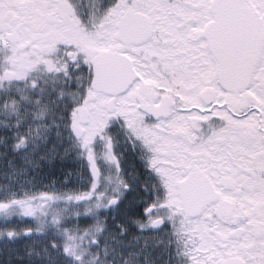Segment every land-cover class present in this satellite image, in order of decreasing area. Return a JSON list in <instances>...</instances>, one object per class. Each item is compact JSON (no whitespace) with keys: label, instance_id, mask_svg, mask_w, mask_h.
<instances>
[{"label":"flooded vegetation","instance_id":"obj_1","mask_svg":"<svg viewBox=\"0 0 264 264\" xmlns=\"http://www.w3.org/2000/svg\"><path fill=\"white\" fill-rule=\"evenodd\" d=\"M0 2L14 4L12 8H5L8 10L3 13L4 23H8V26H4L0 33V71L3 70L0 82L30 89L37 100H45L54 113L67 116L71 138L80 145L87 157L90 173L93 164L89 160H93L98 175L96 183L102 184L105 181V173H108L105 164L109 166V156L113 166L110 179L113 178L116 184H124V187L116 189L118 195L124 192L144 196L134 181L138 170L143 174L144 166L139 161L133 166L134 155L143 156L148 161L147 166L161 180L164 189L161 195H178L180 203L174 208L181 209L188 219H196L188 215L182 198L183 184L194 176L180 175L183 165L177 151L179 141L176 137L186 135L188 130V127L182 125L184 115H179L178 109L181 106L198 108L199 104L196 103V95L189 92L192 85L185 82L182 67L174 58L175 52L164 46L173 42L171 22H168L169 27H165L151 21L146 13L132 14L124 9L117 11L114 7L109 14V23L112 25L111 43L103 46V32L105 33L106 28L102 27L100 18L85 15V8L79 4V0ZM88 3L89 10L95 7ZM141 16L143 20L139 18ZM157 31L168 33V38L161 37L157 43V37L153 36ZM150 36L151 41L148 39ZM238 37L241 41L247 39L243 33ZM226 49V67L230 71L232 63L239 66L236 61L243 55L238 52L239 49L231 55L227 44ZM104 54L112 65L113 82L109 91L99 87L96 76L97 64L102 62ZM8 74H13L14 80ZM135 77L141 78L139 84L133 83ZM231 79L238 81L240 71L233 74ZM211 94L209 90L207 95ZM157 98L159 102H154ZM228 100L231 101L229 108L233 104L239 106L244 103L243 97L238 95H231ZM106 113L115 116L117 122H130L128 127H115L114 138L102 131V127L92 134L94 118ZM192 114V122L208 119L195 112ZM214 114L231 120L227 112ZM154 116L161 117V120L153 119ZM232 123L239 125L241 122ZM220 131L224 132L225 129L221 128ZM82 132L83 135L78 138L77 134ZM123 133L125 141L121 140L125 138ZM97 134L94 140L93 137ZM218 139L222 140L223 137ZM129 187H132L131 192L128 191ZM219 194L223 197V202L225 194ZM113 202L119 204V198ZM6 206L5 211H8L9 205ZM167 206L174 210L171 205ZM260 208L263 210L264 206ZM229 209H232V214L227 212ZM234 209L235 207H228L225 212L232 218L230 221L236 222ZM258 214L261 216V212ZM173 217L175 219V214ZM159 219L158 216L151 218L157 221ZM151 220L147 221L146 228L150 226ZM217 227L212 228L219 235L216 244L217 250H220H216L217 254H210L211 257L206 262L199 260L201 254L196 249L184 248L181 232L174 228L175 239L182 244L178 264H209L214 257H219L217 264H228V258L234 250L221 252V247L230 238L224 239ZM254 227L257 235H260V228H264V225L256 224ZM242 232L247 231L235 224L229 237H236ZM190 238L189 243L193 241ZM236 258L242 261V257Z\"/></svg>","mask_w":264,"mask_h":264},{"label":"rangeland","instance_id":"obj_2","mask_svg":"<svg viewBox=\"0 0 264 264\" xmlns=\"http://www.w3.org/2000/svg\"><path fill=\"white\" fill-rule=\"evenodd\" d=\"M88 2L96 6L100 0ZM13 6L0 2V33L8 26L3 20L5 8ZM113 9H107L103 17L110 23ZM110 41L111 28H106L103 46ZM193 116H184L183 127H188ZM94 119L92 134L102 127L112 138L115 127L130 123L117 122L109 113ZM70 134L65 114L54 113L26 87L0 82V206L9 205L8 211H0V264H113L114 260L119 264L116 251L121 232H127L131 240L141 234L140 225L146 228L148 220L134 211L137 200L144 196L118 195L116 189L124 184L110 179L113 166L109 156L105 181L96 183L87 157ZM245 188L239 198L225 194L223 206L205 208H211L215 216L204 210L202 216L188 219L181 209L174 208L180 203L178 195H160L157 202L174 208L164 215L175 214V228L181 232L184 248L196 249L201 254L199 260L206 262L210 254L220 250L215 226L224 239L230 238L235 224L245 228L251 239L241 244L244 249L264 245V228L257 235L254 227L264 225V208H260L264 206V180L257 176ZM116 198L119 204H113ZM228 207L242 210V215L235 212L236 222L226 214ZM190 237L193 241L189 243ZM168 240L162 233L147 242L149 247L158 241L164 246Z\"/></svg>","mask_w":264,"mask_h":264},{"label":"snow or ice","instance_id":"obj_3","mask_svg":"<svg viewBox=\"0 0 264 264\" xmlns=\"http://www.w3.org/2000/svg\"><path fill=\"white\" fill-rule=\"evenodd\" d=\"M79 4L85 8V15L100 18L104 28L112 27L103 20L107 9L112 7L132 14L146 13L151 21L165 27L171 22L173 42L164 46L175 52L174 58L182 67L185 82L192 85L189 92L196 95L199 104L198 108L181 106L178 113L187 116L195 112L208 117L203 121H189L187 134L176 137L183 165L181 176H199L215 197L213 206L218 203L223 206L221 198L215 196L216 191L239 198L246 191V183L255 181L257 176L264 180V0H100L90 10L88 0H79ZM139 18L143 20L142 16ZM230 29H238L247 37L241 45L247 54L236 61L240 70V79L236 82L226 67L223 48V37ZM153 36L159 43L161 37L168 38V33L157 31ZM148 39L151 41L152 37ZM140 79L135 77L133 83L139 84ZM209 90L211 95H207ZM231 95L243 97L244 103L229 108L228 97ZM215 112H227L231 120L215 115ZM153 119L159 121L161 117L154 116ZM232 121L241 123L236 125ZM221 128L225 131L221 132ZM235 145L239 147L235 148ZM137 161L144 166L143 174L138 170L134 181L145 195L137 200L134 211L146 220L153 216L160 219L151 220L148 228L140 225L138 231L141 234L131 240L127 239V232H121L118 251L114 249L119 264H178L182 244L175 239V219L171 215L165 216L171 209L157 202V197L164 191L161 180L147 166L148 161L143 156L134 155L133 166ZM128 191L131 192L132 187ZM205 211L216 215L211 208ZM234 211L242 215L241 209ZM162 233L169 236L168 243L161 246L158 241L149 247L148 239ZM250 239L248 232H242L225 242L222 253L234 250L228 264H264V245L249 249L241 247ZM237 256L242 257V261ZM218 260L219 257H214L209 264H217ZM113 264H116L115 260Z\"/></svg>","mask_w":264,"mask_h":264},{"label":"water","instance_id":"obj_4","mask_svg":"<svg viewBox=\"0 0 264 264\" xmlns=\"http://www.w3.org/2000/svg\"><path fill=\"white\" fill-rule=\"evenodd\" d=\"M242 34L238 29H230L226 31L224 37H223V48L225 49V54L228 52L226 49V44L230 47L231 55L234 54L236 49L241 55H246L247 52L244 50L241 45L242 42L241 39L238 37ZM100 61V60H99ZM111 60L109 58L104 56L102 57V62H99L97 64L96 68V76H97V82L100 88L103 90H108L112 87V72H111ZM231 72V77H233V74L239 72V66H236L232 63L229 67ZM8 77L11 80H14L13 74H8ZM83 135V132L80 134H77V137L80 138ZM92 165V174L95 178V180L98 179L97 171L95 168V165L93 163V160H89ZM182 189V198L184 201L185 208L187 209L188 215L192 217H197L202 214V211L205 207L212 204V201L214 200V196L212 193L209 192L208 187L205 185L204 181L199 176H194L191 179H188L183 184ZM215 196H220V194L216 191ZM6 208V206H0V211H3ZM232 209L227 210L229 214L231 213Z\"/></svg>","mask_w":264,"mask_h":264}]
</instances>
